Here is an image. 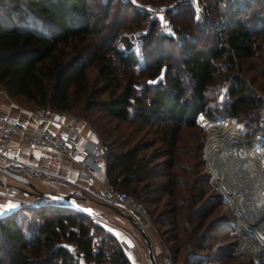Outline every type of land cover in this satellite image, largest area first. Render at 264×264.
<instances>
[{"label":"trees","instance_id":"16d2710c","mask_svg":"<svg viewBox=\"0 0 264 264\" xmlns=\"http://www.w3.org/2000/svg\"><path fill=\"white\" fill-rule=\"evenodd\" d=\"M90 1L0 0V85L9 97L22 98L33 108L47 106L69 111L88 96L84 70L91 65L103 84L91 92L93 97L101 96L109 87L112 90L120 88L117 94L109 90L106 99L96 103L102 117L124 123L136 115L142 124L159 126L158 140L171 146L180 126H193L200 115L213 119L208 110L206 91L215 71L214 62L222 60L233 67L235 62L255 55L258 49L255 40L259 33L264 39V22L256 19V26L249 27L241 19L249 12L250 4H261L264 8L262 0H227L228 15L222 20L223 11H217L216 15L222 21L206 33L211 35L212 44L206 42L205 45L206 40H200L199 36L170 29L178 37L177 62L191 81L188 96L175 73L167 75L164 81L143 85L140 90L133 87L131 79L119 87L110 83L114 81L117 67L128 70L133 66L135 58L131 46L125 43L124 52L115 49V31L99 23L100 17L92 13ZM5 4L9 9L3 10ZM102 4L107 8L110 0H104ZM211 6L207 3L202 7L204 20L211 14ZM176 10L183 14L192 11L189 3L179 4ZM149 33L148 30V36ZM148 36L143 35L141 43L147 44ZM163 37L171 41V36ZM63 49L68 51L63 53ZM69 52L73 54L68 59H60ZM159 68V62L154 63L145 76L153 79ZM139 70L143 71L142 68ZM246 90L244 79L235 77L221 103L224 115L235 116L259 106L261 96L249 97ZM131 139L130 135L102 138L108 147L104 162L107 182L113 189L128 194L142 208L144 204L161 202L163 195L170 197L163 204L168 206L164 211L153 218L145 212L146 216L154 228H165V241L171 244L168 250L172 264L180 252L183 254L179 264H196L197 254L191 249L207 215V210H193L200 201L194 192L199 191L201 185L191 181L189 188L181 191L184 195L187 193L184 199L176 191L177 184L166 181L159 188L160 194H156L150 183L157 175L154 165L140 155L144 147L130 145ZM152 194L156 196L152 197ZM78 202L81 201L76 199L75 203L81 206ZM23 211L33 214L38 221L27 220L22 228L17 216ZM89 220V215L48 201L19 207L0 217V264H77L79 254L88 264H130L112 235L104 233L98 239L93 237ZM139 241L141 243L140 238ZM64 244H73V250L69 251Z\"/></svg>","mask_w":264,"mask_h":264},{"label":"rangeland","instance_id":"374dc122","mask_svg":"<svg viewBox=\"0 0 264 264\" xmlns=\"http://www.w3.org/2000/svg\"><path fill=\"white\" fill-rule=\"evenodd\" d=\"M103 1H90L92 13L100 17L99 23L102 26L109 28L112 32L115 31L116 37L113 42L115 49L124 52L125 43L129 44L131 46V54L135 58L133 66L130 69L122 70L120 67H117L114 72V81L110 85L114 83L121 87L122 83H125L127 79H131L133 87L136 90H140L143 85L164 81L167 75L175 73L181 81L185 95L188 96L191 81L187 73L177 62L178 37L173 35L171 30H165L158 18L152 17V15L142 12L137 8L148 9L151 12L155 7L170 8L175 5L173 11H167L171 21V29H177L185 35L199 36L200 40H206L203 44L207 45L213 43L211 35L206 34L208 29L216 26L217 24L215 23L221 22L224 20V16L228 15L227 11L229 8L227 5L229 6V2L227 0H194L193 2H182V0H110L109 7L105 8L102 4ZM262 2L264 3V0ZM182 3H189L192 11L183 14L176 10L178 5ZM207 3L213 5V7L211 6V14L204 20L202 18V7ZM250 5L249 12L241 17V19L246 21L249 27H255L257 24L256 19L258 22H264V8H262L261 4L255 3ZM3 6V10L9 9L7 4ZM217 11H223L222 20L216 15ZM134 12L141 14V16H137ZM151 25L152 28H150ZM148 30L150 31L149 36ZM102 34L106 33L102 32ZM143 35L149 37L147 44L141 43ZM163 35L171 36V41L166 40ZM206 42L208 43L206 44ZM255 43L258 45L255 55L252 58L235 62L233 67L227 66L222 60L214 62L215 71L206 91L208 110L213 114V119H207L203 115H200L195 120L193 126H180L177 130L175 141L171 146L158 140L159 126L142 124L135 117L136 115L131 116L124 123L111 121L102 117L103 114L99 112L96 103L105 100L107 92L112 90V88L109 87L101 96H92L91 92L103 86V84L97 77L96 69L91 65H87L84 70L88 96L83 98L71 110H64V112L73 114L88 125L89 122H93V125H89V130L97 136L96 141L103 144L106 150H108L107 143L105 144L102 138L108 137L110 139L115 135H123L124 137L130 135L132 137L130 145L137 144L138 147H144L139 153L154 165L157 175L150 180V183H152V188L157 192L156 194H160L159 188L164 186L163 184L166 181L175 182L177 184L176 191L179 192L178 195L183 196L184 199L187 193L184 195L181 191L188 189L191 181L195 180L201 185L199 186V191L194 192L200 201L194 206L193 210H198V212L207 210V215L202 222V227L197 232L198 239L193 242L195 246L192 249L190 246V249L197 254V260L205 253L206 249L222 244L226 246V249L222 252L219 264H231L233 261L227 256L230 238L226 232L228 225H230L231 229L232 227L235 228V224L238 229L241 226L238 213L227 204L221 191L211 183L212 175L204 161L203 153L206 133L200 121L229 120L240 133L243 146L246 150L251 151L264 148V39H262L261 33L256 36ZM67 51L68 49L62 50L63 53ZM69 53L68 55H61L60 59L64 61L68 59L73 54ZM156 62H159L160 67L157 75L153 79L147 78L145 75L149 72L148 68ZM140 68L143 71H140ZM235 77H242L247 87L245 93L249 97L254 95L261 96V102L254 110L249 109L235 116H227L223 114L221 103L225 100L227 87L232 84ZM112 91L114 94H117L120 88ZM21 99L17 98L22 104H27L31 108L34 107L29 102L24 99L22 101ZM43 108L45 106L33 109L41 111ZM109 134L111 135L109 136ZM9 170L24 176L33 184L37 191L44 192L40 190L37 179H34L30 175H25L20 169L10 168ZM180 182H183V184H179ZM1 183L5 184V186L0 185V207L6 204L8 198L11 197L16 198V201H18V205L16 204L15 207L17 210L19 207L23 208L46 203L41 198L23 195L21 189L30 190L0 174ZM165 189H168V185H165ZM156 194H152V197L156 196ZM170 199V197L163 195L160 200L161 202L144 204L142 209L148 214L147 216L153 218L168 207L163 204ZM78 203L83 207H89L97 214L90 216L88 224L89 231L92 232L95 239H98L104 233L110 234L107 230L108 228L113 227L118 229L120 223L124 224L120 216L116 218L114 212L104 206L105 202L98 195H87ZM17 219L22 223V228L27 220L38 221L36 216L25 211L19 213ZM192 223H195V220ZM155 229L157 231V238L161 242L164 240L162 243L168 248L171 244L168 240L165 241L167 239V234L164 233L165 228L159 226L155 227ZM3 244L4 242L1 244V247H3ZM142 249L145 254L143 243ZM182 254L183 252L178 253V256L174 260L175 264H179ZM245 264L247 263L245 262Z\"/></svg>","mask_w":264,"mask_h":264},{"label":"crops","instance_id":"0c3cea01","mask_svg":"<svg viewBox=\"0 0 264 264\" xmlns=\"http://www.w3.org/2000/svg\"><path fill=\"white\" fill-rule=\"evenodd\" d=\"M0 117H6L9 120L18 122L27 132L32 134H38L41 129L46 127L60 137L67 139L77 137L79 147L85 142H95L97 140V136L89 130V125L73 114L65 112L64 116H55L51 121L43 120L40 118V111L29 107L27 104H22L15 98L9 97L1 85ZM47 156V150L28 148L25 142L18 141L17 135H14L9 143V149L6 152L0 151V165L5 166L7 169H20L25 175H30L34 179H37L40 190L46 193L58 194L80 190L82 196L79 201H82L87 195H98L100 197L101 190L97 182L106 178L105 169L94 175L93 180L82 183L78 179L79 171L75 166L65 160H62L58 165H50ZM44 172L46 173L45 175H43ZM16 204L18 205L16 198H8L6 204L0 207V217L15 210ZM112 206L121 209L124 214H130L138 224L139 220L133 212L123 209L119 205ZM116 218H119V215ZM120 218L124 221V224L120 223L118 229L110 227L107 230L120 245L121 249L123 247L130 248L128 253H124L130 264H147L142 249V243L144 246V241L139 237L142 242L140 243L137 234H135L136 231L123 217L120 216ZM143 233L151 246L155 264H161V245L156 242V238L151 230H143ZM64 247L69 251L73 250V244H64ZM76 263L88 264L80 254L76 257Z\"/></svg>","mask_w":264,"mask_h":264},{"label":"built area","instance_id":"2783aa9c","mask_svg":"<svg viewBox=\"0 0 264 264\" xmlns=\"http://www.w3.org/2000/svg\"><path fill=\"white\" fill-rule=\"evenodd\" d=\"M194 0H182V2H193ZM175 5L170 8L155 7L151 12L148 9L138 10L152 15L159 19L165 30L171 29V21L167 11H173ZM65 112L61 110L45 107L40 111V118L46 121H51L55 116H64ZM91 131V130H90ZM17 135L20 142H25L28 148L45 149L48 151L47 160L50 165H58L62 160L67 161L75 166L79 173L78 179L82 183L94 179V175L102 172L104 169L106 148L100 142H85L81 147L78 145L77 137L69 139L55 135L48 128H43L38 134H32L14 120H9L6 117H0V151L6 152L9 149V143L13 136ZM46 173L44 172L43 175ZM100 188V198L108 205H119L123 209L133 212L139 220L138 225L142 230H151L156 242L161 244L160 253L162 256L161 264H172L171 256L168 248L163 245L160 239L157 238V231L148 220L142 207L135 202L128 194L113 189L106 178L97 182ZM231 227L228 225L226 232L230 238L228 245V257L232 259L231 264H263L264 257L257 255L253 257L248 249L243 244L244 237H238L231 232ZM155 246V244H153ZM226 246L222 244L215 245L213 248L205 250V253L197 260L196 264H219V259L222 256ZM123 253H128L129 247H123Z\"/></svg>","mask_w":264,"mask_h":264},{"label":"bare ground","instance_id":"6f19581e","mask_svg":"<svg viewBox=\"0 0 264 264\" xmlns=\"http://www.w3.org/2000/svg\"><path fill=\"white\" fill-rule=\"evenodd\" d=\"M200 122L206 133L203 153L211 183L240 218V228L235 224L231 232L244 237L253 257L260 253L264 257V148L246 150L229 120Z\"/></svg>","mask_w":264,"mask_h":264},{"label":"water","instance_id":"95a60500","mask_svg":"<svg viewBox=\"0 0 264 264\" xmlns=\"http://www.w3.org/2000/svg\"><path fill=\"white\" fill-rule=\"evenodd\" d=\"M0 174L10 179L11 181L25 188H28L30 190V191H26V190L21 189V192L23 193V195L34 196L35 198H41L43 200L50 202L52 205L60 206V207L72 210L80 214L89 215V216L97 215L89 207H83L75 203V200L80 199L82 196V192L80 190H74L68 193H58V194L45 193V192L37 191L34 188L33 184L28 179H26L25 177L19 174H16L10 171L5 166L0 165ZM0 185L5 186V184L3 183H1ZM104 206L112 210L114 214L123 217L129 223V225L136 231L139 237L144 241L145 259H146L147 264H155V261L152 255L151 246L148 240L146 239L143 233V230L134 221L133 217L129 214H124L121 211V209H118L115 206L108 205L106 203Z\"/></svg>","mask_w":264,"mask_h":264}]
</instances>
